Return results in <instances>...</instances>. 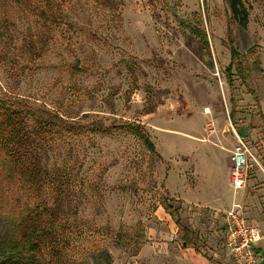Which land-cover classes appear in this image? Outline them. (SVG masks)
Here are the masks:
<instances>
[{
  "label": "rangeland",
  "instance_id": "rangeland-1",
  "mask_svg": "<svg viewBox=\"0 0 264 264\" xmlns=\"http://www.w3.org/2000/svg\"><path fill=\"white\" fill-rule=\"evenodd\" d=\"M54 1L63 22L47 28L33 10L0 0V98L96 123L105 132H64L43 143L42 168L50 177L60 172L62 187L54 200L46 180L38 196L24 191L17 203L10 196L15 186L10 194L2 187L0 239L10 231L13 207L42 198L61 209L57 264H121L149 225H159L154 211L167 197L181 222L204 238L198 246L235 264L222 228L234 196L262 231L256 254L264 264V0H242L244 29L229 24L223 0ZM228 27L247 67L243 80L232 74V85L224 73ZM125 122L138 125L154 151L130 128H119ZM235 132L260 166L248 170L245 187L233 194ZM119 228L124 243L116 240ZM50 261L45 254L40 264Z\"/></svg>",
  "mask_w": 264,
  "mask_h": 264
},
{
  "label": "trees",
  "instance_id": "trees-1",
  "mask_svg": "<svg viewBox=\"0 0 264 264\" xmlns=\"http://www.w3.org/2000/svg\"><path fill=\"white\" fill-rule=\"evenodd\" d=\"M31 10L42 21L45 27L57 26L63 22V12L54 0H15ZM100 4L109 6L110 0H96ZM228 11L229 24L233 23L238 28L244 29L247 24L248 11L242 0H223ZM203 46L208 54L209 47L205 40L204 32L200 31ZM28 46L31 48L35 44L33 36L28 39ZM41 38L39 42H41ZM227 45L229 47V62L224 69L227 82L233 84L232 74L243 80L247 74V67L241 60V53L234 46V37L230 34L228 27ZM46 43V42H41ZM43 48V44L41 45ZM76 70H80L77 62L72 65ZM234 70V71H233ZM232 109L229 116L234 120L236 112L235 102L230 96ZM238 111V110H237ZM250 123V122H249ZM96 123H80L75 120H68L58 113L45 108L33 107L21 99L0 98V191L15 188L17 192L10 194L13 203H17L22 198V193L28 191L38 196L47 180L51 181L54 187V200L56 192L61 186L60 177L57 172L50 175L42 168L40 150L47 139L59 138L64 132L75 133L82 130L105 132V128ZM121 129L130 128L138 134L143 143L154 151V145L149 137L138 125L125 122L119 126ZM242 137V136H241ZM3 187V188H2ZM0 192V196L4 194ZM33 202L27 203L18 208L13 207L10 218L9 232L0 239V260L10 264H40L44 263V255L48 254L52 260L51 264L60 261L62 250L61 239L59 237V224L57 219L61 213L58 204L50 205L42 198H35ZM0 199V204H1ZM161 205L174 218L180 232L182 246L195 245L192 231L183 224L179 217L177 207L173 206L170 199L164 197ZM58 227V229H57ZM126 236L119 228L116 240L124 243ZM142 237L136 239L140 243ZM196 251L200 250L196 247ZM45 264H48L47 262Z\"/></svg>",
  "mask_w": 264,
  "mask_h": 264
},
{
  "label": "crops",
  "instance_id": "crops-1",
  "mask_svg": "<svg viewBox=\"0 0 264 264\" xmlns=\"http://www.w3.org/2000/svg\"><path fill=\"white\" fill-rule=\"evenodd\" d=\"M262 103L264 105L263 101ZM235 201H237L236 197ZM237 202L240 203L239 200ZM227 208L228 206L224 209V211ZM250 213L251 208L249 207V214ZM154 214L157 216L156 221L159 225L154 222L149 225L150 232L145 233L144 238L138 244L137 251L134 252L131 257L129 256V261L122 262L121 264H232L226 258L218 257V255H216V251L207 248L208 252H206L201 246H198V244L203 245V243L199 240H204V238L193 232L192 225L189 226L187 223L185 225L192 231L196 246H182V240L180 239L181 234L178 226L175 223L174 218L161 204L156 208ZM246 217L248 219L247 215ZM171 218H173V220ZM248 221L259 228L250 219H248ZM262 238L257 243L255 249H257L258 245H260ZM206 242H210V240L206 239ZM210 246L213 245L210 243ZM196 247L200 250V252L196 251ZM119 262L120 259H114L111 264H119Z\"/></svg>",
  "mask_w": 264,
  "mask_h": 264
},
{
  "label": "built area",
  "instance_id": "built-area-1",
  "mask_svg": "<svg viewBox=\"0 0 264 264\" xmlns=\"http://www.w3.org/2000/svg\"><path fill=\"white\" fill-rule=\"evenodd\" d=\"M235 143L229 150V179L233 194L245 187L248 170L260 166L248 143L235 132ZM224 244L228 256L235 264H257L256 246L262 238L261 231L251 224L240 203L233 196L229 207L223 211Z\"/></svg>",
  "mask_w": 264,
  "mask_h": 264
},
{
  "label": "bare ground",
  "instance_id": "bare-ground-1",
  "mask_svg": "<svg viewBox=\"0 0 264 264\" xmlns=\"http://www.w3.org/2000/svg\"><path fill=\"white\" fill-rule=\"evenodd\" d=\"M207 111H208V109H207Z\"/></svg>",
  "mask_w": 264,
  "mask_h": 264
}]
</instances>
